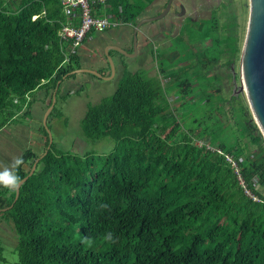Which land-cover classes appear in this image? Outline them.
<instances>
[{
	"label": "trees",
	"instance_id": "obj_1",
	"mask_svg": "<svg viewBox=\"0 0 264 264\" xmlns=\"http://www.w3.org/2000/svg\"><path fill=\"white\" fill-rule=\"evenodd\" d=\"M152 2L108 0L100 14L135 27ZM67 22L60 0H0V129L24 108L28 115L38 89L49 107L58 82L83 67L79 47L102 32H88L71 53L59 36ZM229 36L225 67L242 51ZM201 61L209 69L217 63ZM191 75L174 84L176 106L172 88L143 70L125 71L112 95L90 104L82 130L92 140L114 138L108 154L89 162L91 153L66 154L54 141L48 147L49 135L41 152H22L20 179L39 160L18 199L0 187V209L14 203L0 215L17 234L15 264H264V136L242 95L217 99L201 68ZM187 91L212 107L187 108ZM227 102L235 128L222 118Z\"/></svg>",
	"mask_w": 264,
	"mask_h": 264
},
{
	"label": "rangeland",
	"instance_id": "obj_2",
	"mask_svg": "<svg viewBox=\"0 0 264 264\" xmlns=\"http://www.w3.org/2000/svg\"><path fill=\"white\" fill-rule=\"evenodd\" d=\"M248 18L249 0H233L230 11L223 9L222 7L220 9H215L213 17L208 20L209 25L207 29L197 31L198 33L194 35V37L196 39H201V37L212 39V45H210L209 40L208 47L207 49L205 48L206 56L208 58L216 57L219 52H223V54L220 55V58L223 57V61L225 62L228 58L229 52V49L225 48L229 45L228 39L230 36L227 34L236 36L237 30L239 35V45L243 48L247 32ZM212 22H214L215 26L218 24V27L220 28L219 31L216 30L214 33L210 31L209 33L208 30L214 25ZM234 22H239L238 28L230 29ZM224 27L227 29H223ZM133 28V26H120L118 28L110 29V31L107 30L108 32H102L98 36L95 35L91 39L89 38L84 46H82V43L79 50L82 49V55L84 58L86 57L83 62V67L88 68L86 66L97 64L96 56L103 57V52L105 55V49L107 47L106 43H108V41L112 42V39H114V43L121 45L128 53H135L132 36ZM228 30H230L229 33H227ZM216 37H221L222 46H217L218 42L214 39ZM174 42H176L175 44H177V46L180 45L182 50L179 53L181 56L180 58L176 57L175 59L170 60L168 62L169 66L175 61L187 57L182 55L186 44L184 42H178L177 39H175ZM140 44H143V42H138L137 54L134 56H128L118 51L110 50L112 51V54L110 53V55L115 66V75L111 78L97 77L88 72H79L73 77L65 78L60 83L59 91L56 94L54 108L48 115L47 122L49 129H47L43 123L44 109L48 108V104L45 106L43 105L44 97L40 96V93H42L43 90L38 89L32 94L31 105H28L30 107L28 115H23L24 110H26V108H24L21 113H18L13 119L6 123L5 129L4 127L0 129V171H3L5 167H11L14 158L20 157L22 152L27 149L31 148L36 152H41L43 146L48 140V130L51 131L54 148L57 151L75 155H83L86 152L91 153L87 158L89 162L91 161L93 153L103 156L111 152L116 144V140L110 136L99 140L87 138L82 130L81 122L90 104L100 102L103 98L112 95L117 90L120 79L125 71L143 70L147 73L149 72L151 75L156 74V69L158 70L159 65H161V58L158 56V52L153 50L152 45L148 48H143ZM241 53L242 51L240 50L235 58L234 72L236 77L238 76L236 83L238 85H243V89L239 90V88H237L235 93L236 95H242L247 101L241 70ZM227 69V67L224 69V86L221 94L216 97L217 99H227L231 97V93H233L232 91L235 82L233 81V78L228 76L229 74L227 75V73H229V70ZM109 75L110 74L105 76ZM192 77L193 75H191V78ZM212 82L216 83V81H213L212 79L207 83L210 84ZM194 89L195 91L198 90L197 88ZM172 90V92L168 94L169 98L175 97L178 92L177 89ZM210 90L217 92L215 88ZM195 93L197 94V92ZM200 94L199 98H203V92ZM47 99H49V97ZM184 100L188 101L186 105L187 108L203 110L204 108L208 109L209 107H212L209 104H199L198 97L191 91H187ZM48 101L47 103H49ZM173 104L177 105L179 104V101L176 99L173 101ZM43 106L45 108L41 111L40 108H43ZM25 107H27V105ZM224 111V114H222L223 120H230V123L235 128L236 118L233 117L231 104L229 102L225 103ZM185 121L189 123L188 119H185ZM231 131V128L225 130L226 133ZM0 225V243L3 247V255L6 258L3 264H15L19 260V254L17 250L18 238L13 223L9 221L8 218L1 215Z\"/></svg>",
	"mask_w": 264,
	"mask_h": 264
},
{
	"label": "flooded vegetation",
	"instance_id": "obj_3",
	"mask_svg": "<svg viewBox=\"0 0 264 264\" xmlns=\"http://www.w3.org/2000/svg\"><path fill=\"white\" fill-rule=\"evenodd\" d=\"M232 2L233 0H172L171 5L167 10L169 0H153V2L142 12L138 19V22H142L138 30V39L143 42V44H140L143 48H148L152 45L153 50L158 52V56L161 58V65H159L158 70L156 69V74L153 75L160 79L161 84L165 88L171 87L172 89H175L174 84L178 83V79L181 80L183 76L188 77V75L193 73L194 69L198 70L201 68L205 73L206 84L209 82V77H213V81H216V83H210L211 87L214 86L215 90L221 94L225 75L224 58H220V55H222L223 52L218 53L215 57L217 63L209 69L207 65H203L201 58L206 56V49L209 40L211 45L212 39L203 37H201V39H196L194 35H196L199 30L207 29L209 25L208 20L213 17L215 9H220L222 7L223 9L230 11ZM163 13L165 14L161 16ZM212 23L214 24V22ZM238 26L239 22H234L230 29H237ZM219 29L218 24H216V26L214 24L211 26L210 30L219 31ZM223 29L227 28L224 27ZM108 31L106 30L104 32ZM229 32L230 30H228L227 33ZM236 34V36H233L237 37V40L239 41L237 30ZM227 35L229 36V34ZM175 39H177L178 42H184L186 44L182 55L187 57L177 60L169 66L168 62L170 60H173L176 57L180 58L181 56L179 52L182 49L180 48V45L177 46V44H175ZM235 60L234 57V61L231 62L229 66L230 68L227 67V70H229V72L231 71V73H233ZM194 84L198 85V82H194ZM232 92L233 93L231 94H236L235 89H233ZM176 99L180 103L181 100H179V94H176L173 98L168 97L169 103L172 106H176V104H173V101Z\"/></svg>",
	"mask_w": 264,
	"mask_h": 264
},
{
	"label": "water",
	"instance_id": "obj_4",
	"mask_svg": "<svg viewBox=\"0 0 264 264\" xmlns=\"http://www.w3.org/2000/svg\"><path fill=\"white\" fill-rule=\"evenodd\" d=\"M172 0H169L167 10L171 5ZM163 13L161 16H163ZM154 18V17H153ZM150 18V19H153ZM142 22H138L134 27V36H133V44H134V52L135 53H128L121 45L116 43L108 44L105 49V55L108 59L111 73L109 76L103 75L100 71L94 68H77L71 72V74H76L79 72H88L94 74L98 77L103 78H111L115 75V66L114 62L110 55V50H115L120 53L126 54L128 56H134L137 54V43H138V30L141 26ZM241 70L242 76L244 80L245 92L247 96V101L252 112L253 120L257 123L260 131L264 136V0H249V19H248V26L246 37L244 40L242 53H241ZM237 77L234 72L233 68V81L235 82V92L236 89L239 90L243 89V85H238L236 83ZM61 81L58 82L57 88L53 93V101L47 108L44 113L43 123L47 129L48 128V115L52 111L56 101V91L60 86ZM49 131L50 143L51 146L53 142V137L51 131ZM33 164L30 173L21 179V184L16 191L14 202L18 199L20 195V187L23 182H25L30 175H32L37 167V162ZM12 203L9 207H5L0 209V211H5L13 206Z\"/></svg>",
	"mask_w": 264,
	"mask_h": 264
},
{
	"label": "built area",
	"instance_id": "obj_5",
	"mask_svg": "<svg viewBox=\"0 0 264 264\" xmlns=\"http://www.w3.org/2000/svg\"><path fill=\"white\" fill-rule=\"evenodd\" d=\"M63 12L68 16V22L63 24L59 30V36L63 41L71 42V53L76 50L88 32L95 30L104 32L106 30L124 26L123 22L116 21L104 12L109 6L108 0H60ZM37 15L33 16L35 19ZM227 159L233 162L237 172L238 167L236 162L228 155ZM240 182L246 188L243 178L239 174ZM248 195L258 200V198L246 189Z\"/></svg>",
	"mask_w": 264,
	"mask_h": 264
},
{
	"label": "clouds",
	"instance_id": "obj_6",
	"mask_svg": "<svg viewBox=\"0 0 264 264\" xmlns=\"http://www.w3.org/2000/svg\"><path fill=\"white\" fill-rule=\"evenodd\" d=\"M24 163L22 157H16L13 160L11 167H5L3 171H0V187L9 189L10 191H17L21 179L16 174L15 170Z\"/></svg>",
	"mask_w": 264,
	"mask_h": 264
},
{
	"label": "crops",
	"instance_id": "obj_7",
	"mask_svg": "<svg viewBox=\"0 0 264 264\" xmlns=\"http://www.w3.org/2000/svg\"><path fill=\"white\" fill-rule=\"evenodd\" d=\"M89 39V38H88ZM85 43L86 42H84L83 43V45L82 46H84L85 45ZM111 43H114V39H112V42H110V41H108V43H106V45H108V44H111ZM117 44V43H116ZM105 45V46H106ZM80 52H81V54H82V49L80 50ZM103 54V57L101 58L100 56H96V60H97V64H93V65H90V66H86V67H88V68H94V69H96V70H98V71H103V74L104 75H108V74H110L111 72H110V69H109V64H108V59L106 58V55H104V52L102 53ZM85 61V60H84ZM105 71V72H104ZM96 76V75H95ZM98 77V76H97ZM40 96H42V97H44V99H43V105L45 106L46 104H48L47 103V101L49 100V99H47L48 98V96H47V94H46V92L45 91H42V93H40ZM32 98V97H31ZM43 106V108H40L41 109V111L45 108ZM47 110V108L46 109H44V112ZM43 112V113H44ZM4 129H5V127H4ZM39 139H41V138H39ZM44 147V146H43ZM0 218H1V215H0ZM1 226V225H0Z\"/></svg>",
	"mask_w": 264,
	"mask_h": 264
},
{
	"label": "bare ground",
	"instance_id": "obj_8",
	"mask_svg": "<svg viewBox=\"0 0 264 264\" xmlns=\"http://www.w3.org/2000/svg\"><path fill=\"white\" fill-rule=\"evenodd\" d=\"M134 34V33H133ZM134 36V35H133ZM138 41H139V39H138ZM138 44V43H137Z\"/></svg>",
	"mask_w": 264,
	"mask_h": 264
}]
</instances>
